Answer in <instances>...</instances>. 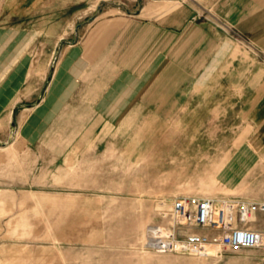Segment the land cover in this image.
Returning a JSON list of instances; mask_svg holds the SVG:
<instances>
[{"label":"rangeland","instance_id":"rangeland-1","mask_svg":"<svg viewBox=\"0 0 264 264\" xmlns=\"http://www.w3.org/2000/svg\"><path fill=\"white\" fill-rule=\"evenodd\" d=\"M74 1L0 0V108L20 98L10 122L36 126L30 137L53 144L51 166L39 160L34 173H18L22 160L12 157L0 173V264H264V244L203 254L146 248L147 229L169 223L163 213L177 196L264 202V141H251V126H230L231 114L221 125L175 126L163 135L144 132L157 127L156 115L139 106L131 114H78L77 100L60 83L50 86L51 67L71 50L75 30L83 42L95 25V3L76 10ZM109 103L102 98L99 109ZM10 109L0 114V136ZM82 126L97 127L83 134ZM99 133L97 140L108 136L116 146L104 157L100 145L89 147ZM247 225L264 235V212Z\"/></svg>","mask_w":264,"mask_h":264},{"label":"crops","instance_id":"crops-1","mask_svg":"<svg viewBox=\"0 0 264 264\" xmlns=\"http://www.w3.org/2000/svg\"><path fill=\"white\" fill-rule=\"evenodd\" d=\"M91 1L97 10L91 33L79 42L75 30L68 57L51 67L50 86L60 83L77 100L78 114H131L139 106L156 115L157 127L144 132L162 135L175 126L221 125L231 114L230 126H251V141H264V0H131L128 6L75 0L74 9ZM102 98L111 109H99ZM20 100L12 96L0 108V114L11 108L0 136V173L12 157L22 160L18 173H34L39 160L52 163L53 144L30 137L36 126L10 122ZM96 127L82 126L83 134ZM100 134L89 147L100 145L104 157L116 146L108 136L97 140ZM78 149L84 158L85 141Z\"/></svg>","mask_w":264,"mask_h":264},{"label":"built area","instance_id":"built-area-1","mask_svg":"<svg viewBox=\"0 0 264 264\" xmlns=\"http://www.w3.org/2000/svg\"><path fill=\"white\" fill-rule=\"evenodd\" d=\"M257 212H264V202L177 196L163 213L169 223L150 226L145 246L159 254H203L210 247L221 251L256 249L264 244V235L247 223Z\"/></svg>","mask_w":264,"mask_h":264}]
</instances>
